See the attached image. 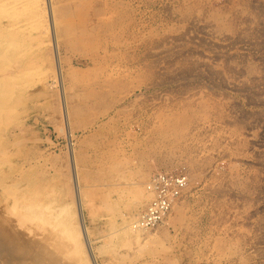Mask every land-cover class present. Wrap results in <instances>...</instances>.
Masks as SVG:
<instances>
[{"label":"rangeland","instance_id":"rangeland-1","mask_svg":"<svg viewBox=\"0 0 264 264\" xmlns=\"http://www.w3.org/2000/svg\"><path fill=\"white\" fill-rule=\"evenodd\" d=\"M0 27L22 38L0 77L26 71L0 93L3 187L42 179L94 264H264V0H0ZM165 119L181 141L152 137ZM179 172L171 216L128 233Z\"/></svg>","mask_w":264,"mask_h":264},{"label":"bare ground","instance_id":"bare-ground-1","mask_svg":"<svg viewBox=\"0 0 264 264\" xmlns=\"http://www.w3.org/2000/svg\"><path fill=\"white\" fill-rule=\"evenodd\" d=\"M35 3H36V1L34 2V4ZM51 27H55V26H52L50 24L49 28L52 29ZM19 36H21V34ZM19 38L20 37H18V39ZM18 39H17V36H15L14 38L11 37L10 40L7 41V39L3 36V29L0 27V63H1L0 65L2 66V68L3 67L6 68L8 66L5 62V60H6L5 58L7 56H9V55H6L8 50H9L8 46H6L7 42H9V43L13 42V44H14ZM21 40H22V38H20V41ZM56 41H58V40H56ZM23 45L21 46L22 48H23ZM16 48L14 50H16L17 52L20 51V49L17 50L18 48L17 49ZM21 51H23V50L21 49ZM19 53H18V55H19ZM30 59L32 60V58H30ZM15 60H19V59L16 57ZM33 61H35V60H33ZM28 68H30V67H28ZM24 74H26V71L22 70L17 74H15L13 72V73H10L9 75H2L0 77V93H1V95H2V93H6L8 91V89H10L11 85H15V81L18 79V77L21 78V75L23 76ZM58 74H59V72H58ZM64 78H65V76H64ZM19 94H21L20 96H22V92ZM2 96H4V95H2ZM21 98H23V97H21ZM0 101H1V99H0ZM20 103H22V102L20 101ZM2 104L3 103H1V106H2ZM20 105H22V104H20ZM15 106H17V105H15ZM3 109H5V108L3 107ZM13 114H14V112H13ZM1 121H3V120H1ZM13 121H15V120H13ZM174 122H176V121H174ZM174 122L169 120V119L163 120L162 125L158 129L156 128L157 130H155V131L153 130V132L151 134L152 137H155V136L159 137L158 143H163V144L164 143H174L176 141H179V139L181 141V138H180L181 133H182L181 126L178 123H174ZM13 127H14V124H13ZM10 131L11 130L9 129L8 132H10ZM70 133H71V131H70ZM178 136H179V138H178ZM4 137H2V138H4ZM5 145H9V144L6 143ZM164 145H166V144H164ZM13 146H16V145H13ZM171 148H172V146H171ZM166 149H168V148H166ZM2 150H4V149H2ZM5 150H6V148H5ZM18 155H19V153H18ZM20 156H22V155H20ZM13 157H16V155ZM24 161H26V159H24ZM8 162H9V160H8ZM11 164H12V162H11ZM73 164L76 165V163H73ZM193 165H195V164H193ZM9 168H11V166H9ZM40 170H42V169H40ZM12 173H14V172H12ZM185 173L188 175V178H189L188 172H185ZM14 174H16V173H14ZM155 174H159V173H155ZM155 174H153L149 177L148 182L152 179V177H154ZM9 175H12V174H9ZM76 175H77V173H76ZM6 177H7V175L0 174V188L3 185ZM38 178L39 177L36 178L35 175L31 174L30 172H23L21 174L20 181L22 183H24L26 186H24L21 189H16V186H18V184H16V183H15L16 185L14 184L15 186H13V184L10 185V187L13 186L14 189L13 188H5L2 186L3 191L1 190V192H4L3 194H6V197L9 196L10 200H9V202L8 201L5 202L7 199L6 200L4 199L5 201L4 200L3 201L1 200V201L4 202L5 204L0 203V264H89L87 262L88 258L86 256L87 255L86 253H88V257H90L89 259L92 261V264H94L95 263V260L93 261V257H94L93 255L94 254L92 255L91 251H90L91 252V254H90L88 251V248H87L88 252L85 253L84 249H83V244L81 241V237H82V239L84 240L83 242L85 243V245L87 247V243H89V241L86 243L87 236L85 234L86 230H84L85 227H83V224H82L83 219H80V223L78 222V224H77V222L75 220V216L72 213L73 209H71V210L69 209L70 205L68 207L66 205V203L64 204L63 202H62L63 204H56L55 201L52 200L53 198L51 197V195L48 193L49 190L47 191L46 188L43 187L44 186L43 180L38 179ZM74 178H75V176H74ZM77 178H78V176H77ZM75 179H74L73 183L75 184L74 185L75 191H76V194L78 195V193L81 191L79 190ZM5 186H7V185L5 184ZM50 186H51V184H50ZM25 187H26V189H24ZM146 188H147V186H146ZM145 192L148 195L147 198H149L147 202H149L151 196L146 191V189H145ZM67 193H69V191ZM67 193L65 192V194H67ZM54 194H56V193H54ZM0 195H2V194H0ZM60 195H61V192H60ZM79 195H80V193H79ZM182 196H183V194H182ZM182 196L175 200L171 209L169 210V214L166 217V219H168V217L171 216L170 214L172 212L173 207L182 198ZM0 199H1V197H0ZM56 199H58V196L56 197ZM60 202H61V200H60ZM86 206H88V205H86ZM80 207L81 206L76 207V208H78L79 213L81 212ZM83 207H84V204H83ZM179 208H181V207H179ZM179 208H177V209H179ZM96 209H97V207H96ZM100 209H102V208H100ZM88 210H89V207H88ZM76 211H77V209H76ZM96 211L98 212V209ZM94 213H96V212H94ZM89 214H91L90 211H89ZM96 214H94V215H96ZM99 214H101V213H99ZM91 216H93V213L91 214ZM103 217H104V215H103ZM166 219L164 220V222L166 221ZM136 221L134 218V222L130 225V231L129 230L127 231L126 229H125V231H127L128 233L132 232V233H136V234L148 231V230H141V229L136 228L134 226ZM96 223H97V219H96ZM99 223H100V221H99ZM146 234H147V232H146ZM136 239H138V237H136ZM143 239H141V240H143ZM91 250H92V248H91Z\"/></svg>","mask_w":264,"mask_h":264},{"label":"built area","instance_id":"built-area-1","mask_svg":"<svg viewBox=\"0 0 264 264\" xmlns=\"http://www.w3.org/2000/svg\"><path fill=\"white\" fill-rule=\"evenodd\" d=\"M188 182L185 172L155 174L146 188L150 200L137 215L134 226L141 230H152L162 224L175 200L186 190Z\"/></svg>","mask_w":264,"mask_h":264},{"label":"water","instance_id":"water-1","mask_svg":"<svg viewBox=\"0 0 264 264\" xmlns=\"http://www.w3.org/2000/svg\"><path fill=\"white\" fill-rule=\"evenodd\" d=\"M86 243H87V241H86ZM87 248H88L89 253L91 254V252H90V248H89V246H88V243H87Z\"/></svg>","mask_w":264,"mask_h":264}]
</instances>
